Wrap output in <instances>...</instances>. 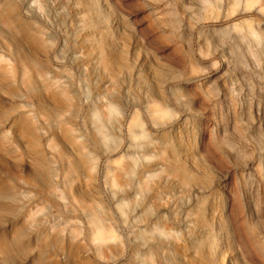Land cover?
Returning <instances> with one entry per match:
<instances>
[{"label":"clouds","instance_id":"9594fccd","mask_svg":"<svg viewBox=\"0 0 264 264\" xmlns=\"http://www.w3.org/2000/svg\"><path fill=\"white\" fill-rule=\"evenodd\" d=\"M0 264H264V0H0Z\"/></svg>","mask_w":264,"mask_h":264}]
</instances>
